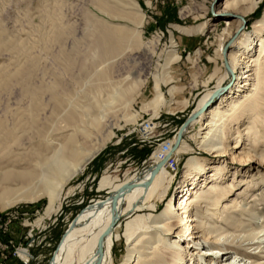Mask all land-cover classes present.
<instances>
[{
  "label": "bare ground",
  "instance_id": "1",
  "mask_svg": "<svg viewBox=\"0 0 264 264\" xmlns=\"http://www.w3.org/2000/svg\"><path fill=\"white\" fill-rule=\"evenodd\" d=\"M262 1L221 0L215 9V13L222 16L215 26L226 27L218 36L214 57L208 60L213 64L219 60L222 65L219 69L213 68L207 83L212 80L214 85L199 99L193 112L197 117L183 131L185 135L190 126L200 124L204 132L198 140L199 148L209 154L229 155V145L224 142L234 134L232 149L240 148L244 141L249 145L241 150L243 161L245 157H256L264 162V12L261 19L253 23L250 35L243 34L241 40L234 38L241 22L253 14ZM122 2L123 5L115 7L96 1L111 19H135L139 27L142 13L137 1ZM52 25L51 37L57 39L61 30L54 22ZM134 35L139 38L136 28L132 30L127 25L98 20L97 26L91 29L93 58L109 59L120 54L131 44L130 38ZM6 47L17 49L0 44V48ZM171 47L160 67L162 77L154 75L153 86L146 91L151 98L142 104L143 110L149 108L155 115L161 109L169 111L171 106L162 91L163 85L173 81L168 71L170 65L179 59L175 46ZM2 66L0 87L19 78L28 102L15 112L9 127L0 120V209L21 201H33L41 194L47 198L44 215H49L57 206L65 185L100 150H87L85 142L92 131L103 125L104 109L98 103L93 107L80 103L75 93L63 88L57 80L32 85L24 64L16 65L12 72ZM85 68L83 65L82 69ZM236 73L234 85L224 93V80ZM112 75L107 68H95L92 72L95 81H104L111 91L106 100L109 105L119 103L130 110L134 99L141 94L142 83H138L137 75L130 77L129 71L116 80ZM175 87L169 88V95H174ZM214 93H220V99L211 103L216 99ZM46 94L45 102L43 96ZM187 104V101L182 102V107ZM207 105V112L200 114V109ZM130 119L134 120L135 116ZM233 125L237 127L230 133ZM112 136L110 132L109 137ZM190 150L191 147L181 140L171 154L179 156ZM153 157L160 163L157 152ZM215 164L191 155L185 162L179 189L163 210L154 214L135 213L156 211L155 204L149 200L166 195L172 182L168 173H175V170L172 168L169 172L163 164L148 186L134 188L117 200L118 219L130 215L124 224H118L117 220L112 225L111 199L95 201L76 217L49 264H113L115 245L120 244L122 238L125 252L120 264H264V247L262 242L256 241L257 235L264 231V215L250 207L242 208V198L238 201L230 195L235 185L223 182L225 164ZM148 177L149 171L140 179L132 176L125 182L143 183ZM253 181L254 176H250L245 185ZM258 182H264V175L259 176ZM122 183H114L106 175L100 178L98 187L112 192ZM260 196L256 202L264 196V190ZM253 217H262V224L253 227L250 222ZM19 255L27 257L23 249Z\"/></svg>",
  "mask_w": 264,
  "mask_h": 264
},
{
  "label": "rangeland",
  "instance_id": "2",
  "mask_svg": "<svg viewBox=\"0 0 264 264\" xmlns=\"http://www.w3.org/2000/svg\"><path fill=\"white\" fill-rule=\"evenodd\" d=\"M96 1L0 0V44L17 48H0V66L4 65L7 71L12 72L16 65L24 64L32 85L57 80L63 88L75 93L80 103L89 104L91 107L98 103L104 109L103 125L92 131L86 139L85 148L90 151L100 148L92 160L109 147L115 149L110 156L113 164L111 171L93 179L87 177L88 167L92 162L90 160L84 169L65 185L57 206L49 215H44L47 198L41 194L33 201H21L0 209V261L3 254L7 256V264L9 259L15 264H23L21 259L25 258L19 255L22 249L26 251L27 256L29 255L27 264H49L71 221L73 219L75 221L81 211L95 201H104L109 196L110 191L107 188L99 189L100 178L107 175L114 183H122L129 177L136 176L135 173L139 174L145 170L149 165L147 160L156 144L176 135L181 125L194 112L199 99L214 85L212 80L207 83L213 68L219 69L222 65L219 60H216V64L208 60V57H214L218 36L226 27L215 26L217 20L222 17L215 13L221 0H149V4H146L147 0H136L142 13L139 27H136L135 19H111L109 14L97 6ZM101 1L115 7L124 3L122 0ZM263 12L264 0L253 14L241 22L235 40H241L243 34L250 35L253 23L261 19ZM98 20L127 25L132 30L136 28L139 38L131 36V44L112 58L100 60L93 58L94 38L91 36V29L97 26ZM52 22L58 25L62 33L57 39L51 37L54 30ZM202 25L204 27L199 31ZM172 45L175 46L179 59L173 62L168 70L173 81L162 86L166 102L171 106L169 111L161 109L155 115L149 108L143 110L142 104L151 98V94L146 91L153 86L154 75L159 74V77H162L160 67ZM83 65L86 66L85 69H82ZM95 68L97 70L107 68L115 80L128 71L130 77L138 76L136 78L139 80L138 83H142L141 94L134 99L130 110L119 103L109 105L106 100L111 91H108L104 81H95V76H92ZM232 75L224 80L223 87L234 85L237 73L233 75L234 79ZM173 85L177 91L171 96L168 90ZM94 87H98V90L95 91ZM23 91L24 87L19 78L12 79L6 86L0 87V120L6 128L11 125L15 112L25 107L28 102V97ZM47 97V94L43 96L45 102ZM218 99L213 101L216 102ZM184 101L188 103L186 107H182ZM213 101L211 103H214ZM132 115L135 119L131 121ZM147 119H154L152 143H141L142 138L146 136L142 123ZM199 125L190 126L183 135L182 140L191 147V150L179 155V162L173 166L175 173H168L172 182L166 195L158 200H149L155 204L156 211L143 210L135 213L154 214L163 210L179 189L183 181L185 162L193 155L206 159L209 163L225 164L223 182H232L235 185L230 195L238 201L242 198V208L250 207L264 215V196L256 202L258 197L263 195L264 182L259 183L258 178L264 175V162H260L256 157L250 159L245 157L243 161L240 156L241 150L249 148V145L244 141L246 145L242 144L240 148L232 149L234 134L224 142L225 145H229L227 147L229 155L222 157L224 155L204 152L198 143L204 132ZM236 127L237 125H233L229 132L234 133ZM110 132H113L112 137H109ZM137 144L143 146L136 147ZM262 145L264 149V140ZM250 176H254V181L246 186ZM255 184L258 185L254 187ZM129 217L130 215L120 217L118 224H124ZM250 220L251 225L256 227L262 224L263 218L253 217ZM257 237L259 238L256 241L262 242L261 245L264 247V231ZM124 252L122 238L121 243L115 245L113 264H120ZM208 257L211 256H205Z\"/></svg>",
  "mask_w": 264,
  "mask_h": 264
},
{
  "label": "water",
  "instance_id": "3",
  "mask_svg": "<svg viewBox=\"0 0 264 264\" xmlns=\"http://www.w3.org/2000/svg\"><path fill=\"white\" fill-rule=\"evenodd\" d=\"M232 79H234L233 75H232ZM230 85L231 84H229L228 86H225L223 91L226 92L228 90V88L230 87ZM219 95H220V93H214L213 96L217 99V98H219ZM207 108H209V105L202 107L200 109L199 113L202 114ZM196 117H197V113H192L185 120V122L181 125V127L178 130V132L176 133V139H175V142H174V144L172 146L171 152H174V150L177 149V147L179 146V144H180V142H181V140L183 138L184 129L188 126L190 121L194 120ZM164 162L165 161L157 163L156 165H154V167H148L147 169L149 171V177L143 183H139V182H130V183H128V182H125V183L120 184V186L117 189H115L114 191H112V192L110 191V194H109V196L107 198L111 199L110 208H111V212L113 213L112 225L118 220V216L116 215V202H117V200L122 198L126 193H129L134 188L148 186L150 184V182L152 181L153 177L155 176V174L163 166ZM137 179H140V178L137 177ZM73 221H74V219L71 221V223L69 224L68 228H70L72 226ZM51 259H52V257L50 258V260Z\"/></svg>",
  "mask_w": 264,
  "mask_h": 264
},
{
  "label": "built area",
  "instance_id": "4",
  "mask_svg": "<svg viewBox=\"0 0 264 264\" xmlns=\"http://www.w3.org/2000/svg\"><path fill=\"white\" fill-rule=\"evenodd\" d=\"M142 124H143V130L146 132V136L143 137L140 142L152 143L153 133L155 130L154 119H147ZM175 136L176 135H174L172 138H165L160 143L156 144V147L152 151L151 156L147 160L149 164L148 167H154V165L157 164L155 158L153 157L155 152H157V156L160 162L165 161L164 167L169 172L173 168L175 163L179 162L178 156L171 154V149L173 146V141ZM147 168H145V170H143L142 172H139V174L135 173V175L137 177H143L144 174L148 171ZM5 248H7V246ZM6 260H7V256H3L2 254V261H0V264H7ZM21 261L23 262V264H27L29 262V255L24 260L21 259Z\"/></svg>",
  "mask_w": 264,
  "mask_h": 264
},
{
  "label": "crops",
  "instance_id": "5",
  "mask_svg": "<svg viewBox=\"0 0 264 264\" xmlns=\"http://www.w3.org/2000/svg\"><path fill=\"white\" fill-rule=\"evenodd\" d=\"M143 145L137 144L136 147H141ZM115 151L114 148H107L99 153L90 163L88 167L87 177H91V179L98 177L99 175L111 171L110 168L113 165L111 163L110 156L113 155ZM114 177V176H111ZM9 264H15L12 262V259H9Z\"/></svg>",
  "mask_w": 264,
  "mask_h": 264
}]
</instances>
